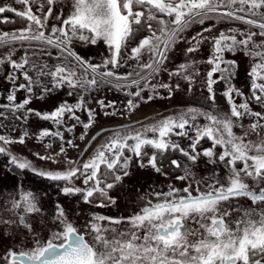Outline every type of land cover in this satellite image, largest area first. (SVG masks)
Wrapping results in <instances>:
<instances>
[{
  "label": "snow or ice",
  "instance_id": "snow-or-ice-1",
  "mask_svg": "<svg viewBox=\"0 0 264 264\" xmlns=\"http://www.w3.org/2000/svg\"><path fill=\"white\" fill-rule=\"evenodd\" d=\"M14 3L24 5L23 10L5 4L0 6V16L13 13L26 24L0 32V49H7L0 56V66L8 65L5 79L12 85L7 103H0V128L10 127L4 123L8 120L25 123L31 115L50 121L57 130L42 129L36 140L59 139L60 148L53 155L34 153L38 159L56 163L54 157L65 153V143L78 147L71 139L65 141L61 128L71 133L82 124L85 132L80 139H85L96 118V109L87 106L90 100L86 97L95 91L107 88L130 97L126 112L139 106L137 100L146 103L156 98L160 89L171 98V83L153 81L167 70L169 53L178 43L189 45L186 55L199 52L205 42L210 45L206 59L187 60L168 71V76L183 79L189 92L201 78L208 93L205 99L211 104L207 109L187 107L140 129L114 130L87 161H66L73 166L64 170L37 169L26 157L4 147L25 144L30 136L26 128L15 138L0 134V145H4L0 154L8 156V165L54 183L65 196L81 195L85 204L96 198L100 201L97 208L107 207L105 200L116 203L109 190L130 174L133 158L141 168L150 167L185 182L181 187L169 183L166 190L150 189L147 196L140 197L139 210L130 216L92 213L83 230L56 203L46 239L31 219L39 215L40 224L46 223L42 195L21 183L0 208L5 234L21 239L0 255V264H264V112L252 108L264 107V0H71L66 17L63 11L54 12L63 0ZM15 22L0 19V24ZM219 24L229 26L213 35ZM197 25L199 30L188 36ZM76 41L85 46L103 42L107 55L93 63L92 57L85 58L75 50ZM130 44L135 46L129 52ZM18 51L22 55L13 59ZM226 53H243L248 58L247 93L233 83L239 65L235 59H227ZM202 64L208 66L203 72ZM221 83L227 111L216 106L214 86ZM65 88L68 96L77 97L75 103L65 100L43 113L28 107L33 98L43 100ZM179 88L176 83L175 89ZM21 90L25 98L17 102ZM145 91L149 92L146 98ZM96 103L101 110L113 109L104 111L105 116L116 114L115 101L97 99ZM81 111L87 113V122L77 115ZM200 118L205 123H199ZM245 119L250 121L247 125ZM67 121L76 123L69 126ZM252 134L255 140L250 138ZM101 135L98 132L92 140ZM173 137L190 143L183 147ZM205 140L210 147H202ZM51 146L45 144V148ZM148 148L152 151H146ZM174 153L180 158H173ZM202 157L207 164L222 167L223 178L214 168L211 175L197 179L194 169ZM81 177L84 187L74 183ZM241 198L251 206L243 207Z\"/></svg>",
  "mask_w": 264,
  "mask_h": 264
},
{
  "label": "rangeland",
  "instance_id": "rangeland-1",
  "mask_svg": "<svg viewBox=\"0 0 264 264\" xmlns=\"http://www.w3.org/2000/svg\"><path fill=\"white\" fill-rule=\"evenodd\" d=\"M9 4L12 7L23 10L24 5L22 4H16L14 3V0H0V6ZM71 8V0H63V3H58L55 6L54 12L56 14H59L61 11H63V15L66 17L69 14ZM2 18L4 16H1ZM52 23H59L58 21H51ZM25 26V25H24ZM21 27H15V28H4L2 29L0 27V32H11L16 29L23 28ZM207 26V25H205ZM229 25L225 24H219L217 25V28L214 29L213 35H218L219 31L221 29H224L228 27ZM240 26L242 25H235ZM200 28L199 25L194 26L191 31L187 33L188 36L193 35L196 31H198ZM205 35H209L208 33H205ZM189 45L186 43H178L175 45V48L172 52L169 53V62L166 65L167 70L162 71L159 76L156 78V80L153 81V83L156 82H165V83H171L173 85L174 91L171 98L167 97V91L164 89L159 90V95L156 96V98L152 99L148 102H143L140 100H137V103L139 106L135 108L131 112H126L125 106L127 103V100L130 98L128 96H125L122 92H118L116 90H109L107 88H102L99 91H95L89 95V97H86V99L90 100V103H88L89 108L96 109V118L93 125L87 130V135L85 136L84 140L80 139V136L82 133L85 132V129L83 128L82 124H77L75 129L69 133L64 131L63 128L60 129V131L63 132L65 141L71 139L75 145L78 147H68L65 143V153L61 154L59 156H55L56 163H53L52 160H40L38 159L34 153H39L41 156H47V155H53L56 152L59 151L61 141L59 139H53L52 137H45L43 141L38 142L36 140V136L39 134V132L42 129H51L52 131H56L57 129L53 126V124L50 121H44L41 119H38V117H32V123L27 124L25 126H13L8 124L7 122H4L5 124H8L10 127L6 128H0V134L8 135L13 138L19 137L21 135V132L23 129H27L30 136L26 139V143L21 144H12L10 146H4L7 147L8 150L18 156V157H26L29 161L32 162L33 166L37 169L41 170H64L66 167H72L73 165L67 164L66 161H76L79 164H83L85 161L89 159L93 155L94 150L96 147L106 138L108 137L114 130L125 128L126 130H135L140 129L146 124H153L156 121H159L163 119L164 117H168L173 115L174 113H177L187 107H198V108H205L207 109L211 102L206 101L205 97L208 95L206 88L203 86L201 82V78H197V82L193 85V90L191 92L186 91L188 85L187 83L178 77H172L171 79L168 76V71H174L176 67L186 62L190 59H196V60H204L208 57L210 52V45L205 42L201 45L200 51L191 53L186 55L185 49ZM73 47L77 52L85 57H92L93 63H99L101 58L104 55H107V49L105 48L103 42L98 43L95 46L92 45H83L79 41L74 42ZM129 48V52H130ZM6 52L5 49H0V56L3 55V53ZM227 56V53H226ZM231 58L235 59L239 65L237 69V76L236 79L233 81L235 86L241 91L247 93L248 91V81L249 77L247 75L249 70V61L248 58L243 55V53H237L235 56L232 54L229 55ZM228 59V58H227ZM134 63V62H133ZM208 66L207 65H200L201 71L203 72ZM120 72H124L125 69H120ZM179 83L180 88L178 90L175 89V84ZM223 83L215 85L214 88L216 90V106L222 110L227 111L228 105L226 99L221 95V92L223 90ZM132 91H135V89H132ZM67 93V91H66ZM142 95L146 98L149 95L148 91H145L142 93ZM77 97H67V101L69 103H75ZM97 99H103L105 102L108 101H115L116 102V114L115 115H104V111H113V109H106L101 110L99 105L96 103ZM61 101H47L43 104H41V108L44 110H41V112H50L54 108H56ZM32 105V103H31ZM252 108L254 111H261L264 112V107H260L257 105H252ZM77 115H79L81 118V121L87 122L88 116L86 112H78ZM250 121L248 119H245L243 123L247 125ZM76 123V121H67V124L71 126L72 124ZM199 123L203 124L205 121L200 118ZM15 127V131H11L10 128ZM234 131L237 134L241 133V129L235 128ZM97 132H102L101 136H98L96 140H92V137L95 136ZM151 134V133H149ZM152 135V134H151ZM174 138V137H173ZM251 139L255 140L256 136L255 134H252ZM89 141H91V144H88ZM50 143L52 146L50 148H45V144ZM88 144V145H87ZM210 147V145L206 146L205 148ZM87 149V150H85ZM8 156L0 154V208L3 206V202L5 199L8 198V194L12 191H14L16 188L20 186V184H23V187L25 189H31L35 192H38L42 195V201H41V207L44 210V217L52 216L55 210V205L53 206V200L55 203H59L63 206L65 212L67 213L69 219L74 222L75 224V217L76 216H90L92 213H99L104 215H115L116 212H126L127 201L122 200L121 198L114 199L115 195H117V191H119L122 188V182L130 181V180H147L152 182H162L164 180H170L168 177H165L159 173H156L154 170H152L150 167L141 168L139 167V164L135 158H133L130 166H129V175L127 177H124L122 182L117 184L113 189L109 190V196L112 197L116 203L111 204L109 201L105 200L104 203L108 205L104 208H97L96 205L100 203V201L96 198H93L91 204H85L82 200L81 195H69L65 196L61 194L60 189L55 186L54 183L49 182L47 180H44L40 177L35 176L33 173L29 171L19 172L18 169H15L14 167L8 165ZM198 165L202 166H213L207 164L206 158H201ZM220 171H224L222 167H217ZM103 170V169H102ZM205 172L211 175L212 170H207ZM221 178H223V173L220 172ZM225 174V172H224ZM201 174H197L199 176ZM200 178V177H197ZM83 178L75 179L74 183L76 186L84 187ZM172 180H175L173 178ZM110 182V181H109ZM185 183V182H183ZM251 183V181H249ZM61 186H63V182H61ZM121 191V190H120ZM119 191V192H120ZM44 193H47V195H43ZM51 194L53 196H51ZM53 197V198H52ZM235 203V202H233ZM240 204L243 207H249L251 206V202L246 200L245 198L240 199ZM140 201L137 203V207H139ZM5 218H8V214H4ZM235 216V214H234ZM36 218H41L39 215H37ZM7 226L0 225V235L1 232L5 233Z\"/></svg>",
  "mask_w": 264,
  "mask_h": 264
},
{
  "label": "flooded vegetation",
  "instance_id": "flooded-vegetation-1",
  "mask_svg": "<svg viewBox=\"0 0 264 264\" xmlns=\"http://www.w3.org/2000/svg\"><path fill=\"white\" fill-rule=\"evenodd\" d=\"M143 36V35H142ZM137 37L136 42L138 43V40L142 37ZM133 46H135V44H133ZM149 136H151V134H148ZM174 140H179V142L181 143V145L183 147H187V145L190 143L189 140L187 139H182V138H178V137H174ZM205 146L210 145V142L208 141H204ZM89 144V143H88ZM87 144V145H88ZM146 151L151 152L152 149L148 148L146 149ZM128 153H126L127 155ZM173 158H180L179 157V153H174L172 154ZM215 168L216 171H218L219 173L222 172L223 175L224 171H220L217 167H213V166H202V165H198V167H196L194 170L196 171V174H201L197 177H201V176H208L210 172H205L207 170H213ZM153 170V169H152ZM221 174V173H220ZM222 175V174H221ZM169 178V177H168ZM174 177L169 178L170 180H164L162 182H152V181H147V180H130V181H125L122 182V188L117 191V195H115L114 199H122L127 201V207L126 208V212H116V216H130L132 215L134 212L139 210V207H137V203L140 201V197L143 196H147L148 192L150 189L155 188L156 190H160L161 188H164L166 190V185L169 183L174 184L177 187H181L183 186V182L181 181H177V180H172ZM199 179V178H197ZM51 196H53L51 194ZM53 198V197H52ZM52 205H56V203L53 200ZM37 216L32 217V221L34 222V227L36 228L37 232H40V235L42 238H47L49 231L51 230V225L50 223H48V220L51 216L46 217L45 220V224L41 225L40 224V219L41 218H36ZM90 216H76L75 217V225L78 228H81V230H83V225L87 222V220L89 219ZM235 217V216H234ZM41 229H43V231H41ZM15 231V230H13ZM21 237L20 236H15V239H13L12 236L10 235H6L5 233L1 232L0 235V255H2L9 247L12 246V244L14 242L18 243L20 241ZM30 244V242H29Z\"/></svg>",
  "mask_w": 264,
  "mask_h": 264
},
{
  "label": "trees",
  "instance_id": "trees-1",
  "mask_svg": "<svg viewBox=\"0 0 264 264\" xmlns=\"http://www.w3.org/2000/svg\"><path fill=\"white\" fill-rule=\"evenodd\" d=\"M3 16L4 17H8L10 20H13V21H16V22L15 23H9V24H0V27L2 29H4V28L8 29V28L21 27V26H24L26 24V22H22L20 20V18L15 17L13 13H7L6 12V13L3 14ZM0 19H3V18L0 16ZM146 34H147L146 32L145 33H141L140 36L146 35ZM140 36H138V37H140ZM131 47H133V44L129 45V48H131ZM6 51H7V49H6ZM230 54L231 53H227L226 58L233 59V58H231L229 56ZM20 55H22V51H18L16 56L13 57V59H18V57ZM8 71H9V69H8V65L7 64H5L3 66H0V103H7L6 96H7L8 92H9V90L12 88V85L5 79V76H6ZM19 82H23V80L21 79L20 81H18V83ZM66 91H68L67 88H65L63 90L56 91L55 93L49 94L43 100L33 98L32 102H31L32 105L30 103L28 105V107L41 112V110H44L43 108H41V104H43V103H45L47 101H53L54 100V101L63 102L65 100H67L68 95H67ZM16 95H17V102H20V101H22L25 98V92L23 90L17 92ZM70 97L73 98V97H75V95L74 96H70ZM0 111H2V109H0ZM32 117H36V116L35 115H31L29 117V120L27 122H25V123H22L21 121H16V120H8V121H5V122H7L8 124L13 125V126H25L27 124L32 123V121H31ZM204 143H205L204 141L201 142L202 147L205 146Z\"/></svg>",
  "mask_w": 264,
  "mask_h": 264
},
{
  "label": "water",
  "instance_id": "water-1",
  "mask_svg": "<svg viewBox=\"0 0 264 264\" xmlns=\"http://www.w3.org/2000/svg\"><path fill=\"white\" fill-rule=\"evenodd\" d=\"M97 133H98V132H97ZM97 133H96V134H97ZM96 134H95V136H96Z\"/></svg>",
  "mask_w": 264,
  "mask_h": 264
}]
</instances>
